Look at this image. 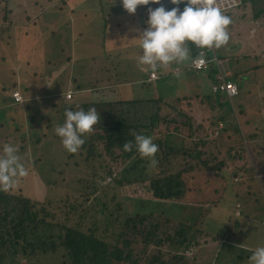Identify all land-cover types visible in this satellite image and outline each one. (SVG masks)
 Returning a JSON list of instances; mask_svg holds the SVG:
<instances>
[{
	"label": "rangeland",
	"instance_id": "obj_1",
	"mask_svg": "<svg viewBox=\"0 0 264 264\" xmlns=\"http://www.w3.org/2000/svg\"><path fill=\"white\" fill-rule=\"evenodd\" d=\"M4 1L7 2V5L5 7L6 10L0 11V25H3L5 29L9 28L7 29L9 32L16 30L15 32L17 33H23V31L20 30L22 28L18 26L15 27V25H17L18 22H23L20 18L24 16V12L19 8H23L24 4L27 9L31 8L30 10H26L25 13L28 17V22L32 21V19H30L32 14L42 5V8L44 7L48 10L44 12V15L39 17L38 20L33 21L34 25H41L43 18L44 20L49 19V17L51 18L54 14L59 18H57V28L44 32L43 35L46 39L42 41L41 39L30 41L26 39L24 42L23 34L21 36H17L16 33L12 35L15 41H17V39L21 40L20 44L15 46L17 51H14V53L19 56L17 60H20V63H16L15 57L12 59L5 57L7 54L10 56V53L14 50V46L12 47L10 43H6L5 35L8 34H4V31L1 29L3 35H0V138L9 136L7 137L9 139L5 140H7L8 143L16 144L18 153L22 158V163H24L27 170V174L20 178L17 184L7 191L15 196L28 198L31 201L37 202L39 205L45 206L47 214L50 215L46 218L47 222L59 223L67 215L71 218L70 221H74L76 219L75 215H77L81 208L92 206L91 208L95 210L99 208L100 203L102 204V209L104 205H107L109 208H114L117 203V207L121 211L129 209L124 195L120 193L122 188L115 186L114 183L109 184L110 181L107 182V177L104 176V162L100 159V161H92L90 165L88 162H82L83 158L81 159L82 161L77 160L74 153H67L64 150L59 138L54 134V128L57 124L62 123L64 119L63 106H73L75 100H78V97L72 98L69 102H63L60 101V96H57L54 98L55 100L52 106H49V102L44 101L47 99L46 95L50 91L49 87H51V92L54 94L60 91L64 95L65 92L69 91L65 88L66 79L64 80L65 77L62 73L60 75L62 78L60 79V83H58L59 73L57 69L62 70L61 67H64V65L62 66L61 63L63 60L70 58L71 47L69 37H71L70 34L73 33L71 32L73 18L79 20V23L77 22L75 24L76 27L84 31L85 16L92 17L91 20L88 18L86 19V26L89 22L94 25V32L104 33L103 36L108 35V37H110L108 31H105L103 28V20L106 19V15L102 16L99 12L101 10L99 6H103L102 12L108 15L110 22H112L114 18L121 20L118 31L114 37L121 42L122 48L131 54L134 51V42H138V40L135 39L138 37L135 33L136 22L134 20V14L130 15L125 12L124 15H113L115 12H112V8L123 11L120 0H1V2ZM160 3L164 6L177 7L181 10L184 7V3L173 5L169 3V0H160ZM59 4L62 9H60ZM73 5H75V7ZM71 10L74 11L70 14ZM135 14L138 13L136 12ZM236 25L237 23L234 22L232 26L234 29H232V31L228 28L229 37L232 38V41L237 35H240V37L244 36L239 33H237V35L234 33L236 31L238 32L239 28L242 29L241 24L238 27H236ZM84 32H86V30ZM87 33L89 34V31H87ZM28 35L30 36L31 33ZM88 36L94 41V37ZM13 39H11V43ZM78 40H76V42ZM238 41L239 40L234 41L233 46L226 44L224 50L222 46L219 49L213 50L211 59L204 57L205 60L216 59L217 56L215 52L218 50L221 55L225 53V55L230 58V63L232 65L234 64V58L240 60V67L242 69H244V67L251 68L254 64L261 63V59L258 58V56H251L250 53L252 49H250L251 46H249V44L248 48L243 45L241 41L239 44ZM82 42L87 43L88 41L82 38ZM127 42L128 44L125 45ZM227 43L231 42L228 41ZM235 43H238V45ZM24 47L28 50L26 55H24ZM136 48L137 46H135V50ZM241 50L249 52L250 55H243ZM93 52H96V50L94 49ZM3 59H5V61H2ZM11 61L13 62L11 66H16L15 70L8 65ZM107 61L108 60L105 59L98 67L104 68V66L110 65V60ZM220 61L221 60L218 59L217 62L222 64ZM25 63H27L28 66L27 70L24 71V75L28 79L34 80H31L33 83L31 81H26L28 82L27 87H31V90H34V92H31L30 89L28 91L29 109L26 111L21 110L23 109V104H19V107H22L21 109L18 106L12 107L9 97L7 96L13 90V81L23 76L20 71L22 70L21 67L24 70V66H26ZM222 67L225 66L222 65L221 68ZM82 69V66L79 64H70L69 74H74L75 80L80 84L82 83L84 88H87L86 83L89 79H85L86 74H84L85 72H81ZM13 70L15 71L14 73ZM256 74L257 75L252 74L248 80L241 81L243 88L241 91H238V96L236 95L229 99H227L224 94H210L211 85L209 86V84L212 80L207 77V74L204 76L199 74L197 76L202 85L200 88L201 97L207 98L203 100L201 106L200 103L195 105L197 116L193 124H197V127L202 126L201 130H203L195 131L194 134H191L192 138L186 137V139L183 140V145L186 144V149L192 151L194 146L191 142L197 143L202 141L203 144H199L197 150L200 149L204 151L205 155L207 152V155L216 156L215 160L222 161L223 164L220 169L215 170L217 175H219V178L216 179H213L211 172H208L207 175H202L201 173L204 172L203 167L200 168L203 170L200 171L201 173L199 171L196 172L195 175L197 176L193 180L187 178V175L182 174L185 183L189 184L187 186L189 189L195 186H197L196 188L198 189V192L195 193L197 194L196 196L190 194L194 192H190V198L187 199V195V197L184 198L185 203H182L181 207H186L187 211L184 214L181 213V211L176 213V215H179V219L183 218L185 215L186 218L184 220L188 219L189 225H192L196 229H200V234H197L196 237L193 238L191 245L177 252L188 258L189 264H248L247 258L251 254V251L256 246L264 244V102L260 104L261 109L259 108V100L257 99V95L260 94V92H257L259 87L261 91L264 90V72L263 70H257ZM70 75L69 78L72 79ZM38 78L43 80L46 84L40 85L36 83L35 86L34 83ZM158 78L157 75V79ZM18 88L23 96L22 87L19 85ZM178 89V86L172 84V80H160L156 83L142 84V91L139 95L142 100L140 101L141 109L142 107L148 108L152 105L147 103L143 104V101L150 99L154 93H159L161 98L167 97L159 101L168 102V106H171V102L174 101L171 96H173L172 94L178 91ZM80 90L83 89L81 88ZM189 92L191 93V91ZM86 94V91H81L79 96H84ZM168 96L172 98L173 101H166L169 100ZM35 97L38 98V100H33ZM91 101L92 99L88 100V102ZM173 104L177 105L175 103ZM155 105L157 104L153 103V107H155ZM200 107L203 111L199 114L197 109ZM177 108L181 109L179 106H176V109ZM35 110H37V115L34 116ZM73 110H76V108ZM149 111L151 112L153 109L151 108ZM183 112L185 115L187 114L185 110H183ZM188 112L189 115H196L195 111L192 112L190 110ZM166 113L169 112L164 110L161 114L164 116ZM176 122L177 123H168L167 121L163 123L164 126H162V128L171 131L176 127L180 130L179 133L186 130L187 125L184 124V121L179 119L178 116H176ZM195 127L192 128L194 129ZM261 129L263 130L260 131ZM236 130L238 131L236 132ZM157 132L158 131L155 133ZM33 133H37L38 137H45V135L48 137L46 139H41L38 145H36ZM173 136L176 137L174 140L182 141L181 135L173 134ZM158 138L163 139L164 136L161 135ZM187 143H190V145L188 146ZM83 155L85 159V153ZM177 159L174 160L171 156L169 162L164 165L167 168L173 167L171 173H178V169L186 167L182 158L179 160ZM200 159L201 161L205 160L206 156L203 158L202 154ZM194 161L198 162L199 160ZM217 161L215 162L217 163ZM146 163L147 162L143 164V166H146V170L143 169L142 173L135 171L132 175L142 177L143 179L147 176L157 177L159 176L157 172H162L164 169V167L161 166L162 168L160 167L156 170L155 166L150 163L145 165ZM199 176L202 178L208 177V183L204 185L199 184L197 182ZM213 180L220 181L221 183ZM248 184H250V186L247 187ZM215 189L221 192H213ZM222 189H224V191ZM141 190L142 194L140 195L146 197V199L157 200V196L154 195L155 193L153 191ZM235 200H241L242 205H240V207L243 210L241 209L242 211L239 216L236 215L238 208ZM154 204L155 203L152 204V207ZM69 205L75 208H69ZM156 207L161 210V203H158ZM181 207H179L180 210L182 209ZM166 211L169 212L170 208L167 207ZM233 212L236 217H239L238 219L241 224L240 229H243V234H238L237 230H235ZM251 217L252 219L250 220L249 218ZM161 218L160 216H156L155 219L161 220ZM70 221H67L68 225L71 224ZM160 223V225H163V222ZM222 230L229 232V237L230 231L234 233L236 240L239 242H241V240L246 243L248 242L247 245L250 246V248L241 243V245L235 244L234 246L238 250L246 249L248 253L241 254L242 252H240L236 254V257L229 258L227 254L229 250L223 248V244H221V242L224 241V236L227 235L224 232L225 234L222 236ZM160 249L164 253H167L170 252L171 248L168 243H165ZM40 252V250L37 251V255H39ZM52 257L44 256L41 258L42 262L40 264H48L56 259ZM35 260V258L29 260L24 254L18 253L13 263L4 260L3 264H35Z\"/></svg>",
	"mask_w": 264,
	"mask_h": 264
},
{
	"label": "trees",
	"instance_id": "obj_2",
	"mask_svg": "<svg viewBox=\"0 0 264 264\" xmlns=\"http://www.w3.org/2000/svg\"><path fill=\"white\" fill-rule=\"evenodd\" d=\"M6 5V1L1 2L0 0V11H3ZM59 7L62 9L60 4ZM234 9L233 12L231 10L226 14L232 20L228 26L230 31L234 29L232 27L234 22L237 23L236 27L240 24L242 25V29L239 28L238 32H234L236 35L237 33L242 35L247 33L253 26L252 23H258L261 28L264 27V0H241V4ZM41 16L42 14L36 15V17L31 16L33 17L30 18L32 21L28 22L24 21L28 19L24 14V17L20 18L23 22H18L15 27L18 26L22 28L20 29L21 31L32 33L39 26V24L34 25L33 21L38 20ZM1 29L4 34H8L9 40H6V43H10L12 47L14 46L9 59L18 58L19 56L14 51H17L15 46L20 44L21 40L17 39L15 41L12 35L16 33L17 36H21L22 33H17L15 32L16 30L9 32L7 30L9 28L5 29L3 25H0V35H3ZM239 37L240 35H237V37L233 38V41L229 37L230 46H233L234 41L241 38ZM11 39H13L12 43ZM97 60L100 64L101 60L98 57ZM2 61H5V59ZM67 61L68 59L63 60L61 65L63 66ZM12 63L11 61L8 65L15 70L16 66H11ZM261 67L264 68V66ZM14 70L13 73L15 72ZM57 70L61 71L60 69ZM214 72L213 67L209 71L206 70L207 77L212 80V83H217L216 79H214ZM238 79L236 86L238 91H241L243 88L241 81L244 80L243 77ZM19 85L23 87L25 82L13 81L12 83L14 88ZM257 92H260L257 95V99L259 100V108H261L260 104L264 102V90L261 91L259 88ZM205 98L207 97H200L199 103L203 104ZM89 99H92V101L88 102ZM194 99L198 100V97L196 96ZM227 99L229 98L227 97ZM192 100L191 97H183L181 101H178L186 106H190L191 101L192 106ZM158 101L156 100V102ZM28 104L25 105L26 110L29 109ZM67 107V105L63 106L64 111ZM78 107L85 110L88 107H94L99 115V120L94 126V130L86 134L85 142L81 148L74 153L76 159L81 160L83 158V161H81L84 163L88 162L90 165L92 161H100L101 159L105 164L104 176L110 179V182H107L109 184L114 183L115 186L122 188L120 193L124 195L129 209L121 211L117 207L118 203L114 208L104 205L102 209V204L100 203L99 208L95 210L91 208L92 206L81 208L75 215L76 219L74 221H70L71 218L67 215L59 223L47 222L46 218L50 215L47 214L45 206L0 189V264H3L4 260L13 263L18 253L24 254L29 260L35 258V264H40L42 262L41 258L44 256L56 258L52 257L54 260L48 264H189L188 258L177 252L188 248L193 238L200 234V229L189 225L188 219L184 220L186 218L185 215L179 219V215H176V213L181 211L184 214L187 211L186 207H181V204L185 203L184 198L187 196V199L190 198V192H194L190 194L196 196L197 194L195 193L198 192V189L196 188L197 186L189 189L187 187L189 184L185 183L182 174L193 180L197 176L195 175L196 172L204 170L205 173L200 172L202 175H207L208 172H211L213 179H216L219 178V175H217L215 170L220 169L223 164L222 161L215 160L216 156L207 155V152L205 155L204 151L197 150L199 144H203L202 141L192 143L189 140L194 146V151L186 149V144L183 145V140L186 137L192 138L190 131L192 124L190 122L194 117L182 116L181 113H175L171 117H164L165 115L161 114L164 111L159 104L155 105V107H153V104L148 108L142 107L143 110H140L138 104L133 101L109 100L103 102L88 94L80 96L78 100H75L74 105L68 108L73 110ZM151 108L153 111L150 112ZM35 115H37V110H35ZM176 116L179 119L180 117L183 118L181 120L187 125L186 130L182 133H179L180 130L176 127L171 130L179 135L183 134L181 136L182 141L174 140L176 137L173 136V132L169 135L168 132L170 131L162 128L164 121L177 123ZM197 128L196 131L203 130H201L202 126ZM156 131L158 132L155 133ZM33 134L36 145L41 139L48 137L45 135V137L41 136V138L40 136L38 137L37 133ZM135 134L152 137L153 142L157 145V152L154 154L157 163L154 166L156 170L163 166V171L165 172H157L159 176H147L145 179L132 175L135 171L142 173L143 169L146 170V166H143V164L145 162H147L145 165L150 163L149 158L141 157L135 151V148L128 152L122 149V144L126 141H132ZM161 135L164 136L163 139L158 138ZM187 144L188 146L190 145V143ZM202 154L203 158L206 156V159L201 161L200 156ZM171 156L174 160L182 158L186 167L178 169V173H171L173 167L167 168L164 166L169 162ZM202 167L204 168L203 170L200 169ZM197 182L204 185L208 183V177L202 178L199 176ZM217 182L221 183L220 181ZM141 189L153 191L154 195L157 196V200L146 199V197L140 195L142 194ZM222 190L224 191V189ZM213 192L219 193L221 191L215 189ZM236 202L237 211L240 215L243 210L239 204L241 200ZM153 203L155 204L152 207ZM158 203H161V210L156 207ZM167 207L170 208L169 212L166 211ZM179 207L182 209L180 210ZM69 208L74 209L75 207L69 205ZM156 216L162 217L161 220H156ZM238 218L234 219L235 230H237L238 234H243ZM251 218L249 219L251 220ZM67 221H70L71 224L68 225ZM160 222H163V225H160ZM231 234L234 236V233ZM241 242L243 241L241 240ZM165 243L170 245V252L164 253L161 251L160 247ZM39 250L41 252L37 255Z\"/></svg>",
	"mask_w": 264,
	"mask_h": 264
},
{
	"label": "crops",
	"instance_id": "obj_3",
	"mask_svg": "<svg viewBox=\"0 0 264 264\" xmlns=\"http://www.w3.org/2000/svg\"><path fill=\"white\" fill-rule=\"evenodd\" d=\"M20 1V0H19ZM24 1V0H22ZM151 4V3H150ZM138 5V8H136L134 14V20H135V33L136 36L138 37L140 35V33L144 30V28L146 27L145 21L147 19V9L148 8H155L159 5L157 4H151V5ZM43 6V5H42ZM42 6L40 8L37 9V11L34 12V14H32L33 17H36V15L38 14H42L44 15V12H46V9ZM75 7V5H73ZM164 6V5H163ZM100 7V14H102V16L106 15V19L103 20L104 22V29L105 31H108V33L110 34V37L107 36H103L102 33L99 32H94V25L90 24L88 22L87 26H86V19H92V17H86L85 16V24H84V31L86 30V32H84L83 30H81L80 28L76 27V23H79V20H75L73 18V22L71 24V32H73L72 34H70L71 37L70 38V58L68 59V61L66 62V64H64V67H62L61 71H58L59 73V78H58V83H60V79L62 78L61 73L64 75V80L66 81V89L67 90H72L73 95L72 98L75 97H80L79 95L81 94V91H86L87 94H90V96L98 99V100H102V101H109V100H118V101H133L136 102L138 104V108L141 110V103L140 101V94L142 91V84H149V83H156L160 80H172V84H174V86H178L179 89L178 91H176L175 93H173L171 96L173 98H170L169 96V100L166 101H173V103L177 104L183 97H191V99H193L192 101V106H191V101H190V106H186V105H182L180 102L177 105H174L172 102L171 106H168V102H164V101H158L156 102V100H163L167 97H163L161 98L159 93H154V95L150 98V99H146L143 101V104H159L162 107V110H167L164 117H169L172 116L174 113H182V116H191L192 118L194 117V119H196L195 117L197 116L196 113V109H195V105L199 103V99L201 97L200 91H201V83L199 81V78H197V76L199 74H202L203 76L206 74V70H211V68H214V79H216V77L221 74L224 75L225 80L230 81L232 83H235V85H237L236 81L237 79L240 77H243V80H248L250 79L249 77L252 74H256L257 70H263L264 72V68L261 66H264V27L261 28V26L258 23H252L253 26H251V28L248 30L247 33L244 34L243 37H241L240 39H238V43L240 44V41L242 42L243 45L248 47L251 46L250 49H252L251 51V56H258V58L261 59V63L259 64H254L251 68L249 67H244V69H242L240 67V60L235 59L234 58V64L232 65L230 62V58L227 57L225 55V53H222V55L219 53L218 50H216V62L211 61L210 63H208V66L206 69H201V70H195L192 68L191 63L194 60V58L197 57V50L195 48V46L189 45L190 48V55L189 58L181 63H171L167 66H162L156 70H154V72L157 73L158 75V79L156 81H152L149 82L148 81V73L149 72H153V70L148 69L146 66H142L138 63V55H139V41L138 42H134L135 46H137L136 50H135V46H134V51L129 54V52H127L124 48H122L121 46V42L118 41V39H116L115 34L118 31V28L120 26V21L118 18H114L112 22H110V18L108 17L107 14H105L103 11V6H99ZM166 9H170L172 7H167L166 5L164 6ZM57 8V6H56ZM55 8V9H56ZM22 12H24V14L26 13V10H30L31 8H26L25 4L23 8H19ZM235 9L232 10V12ZM74 10H71L70 14L73 12ZM112 12L113 15H124L125 14V10L120 11L117 8H112ZM138 14H135V13ZM143 12V13H142ZM142 13V14H141ZM54 14V13H53ZM130 14V15H133ZM226 14V13H225ZM27 16V15H25ZM24 17V16H22ZM31 17V18H33ZM58 17L54 14L51 16V19H46L42 21V24L36 27L35 30H33V32L31 33V35L29 36L28 32L23 31V38H24V42L26 39L30 40H36V39H41L44 40L46 39L43 35L44 32L49 31L50 29L53 28H57L58 26ZM109 18V19H108ZM57 19V20H56ZM118 19V20H117ZM141 19V20H140ZM27 21V20H24ZM87 31H89V34L87 33ZM94 36H93V34ZM107 33V34H108ZM94 37V41H92L91 38H89V36ZM6 40H9V38L7 37V35H5ZM80 38V39H79ZM82 38L86 39L88 42L87 43H83L82 42ZM79 39V40H78ZM76 40H78L76 42ZM238 43L236 45H238ZM128 42L125 44L127 45ZM228 45H230V43H227ZM242 47V46H241ZM249 48V47H248ZM94 49L96 50V52H93ZM215 49H219V48H213L211 49L212 51L209 52L206 57L211 59V53H213V50ZM222 49H225V45L222 46ZM24 55H26L27 51L26 48L24 47ZM241 53L243 55L249 54V52H245L243 50H241ZM249 54V55H250ZM9 59V54H7L6 56ZM105 61L106 60H110V65L108 66H104V68H99L98 65V60ZM18 58H16L15 60L20 63V60H17ZM218 59H220L222 62V64H219L217 61ZM107 61V62H108ZM26 66H24V70L21 67V74L23 76L18 77V79L16 80L17 82H25V85L22 87V93H23V99L24 102L23 104V109H21L19 107V105H16L11 97V93H9L7 96L9 97V100L11 102L12 107L14 106H18L21 110H25L26 111V104L28 103L29 99L27 97V95L29 94V89L31 90V87H27L26 85H28V82L26 81H31L33 79H28L25 75H24V71L27 70V66L28 64L25 63ZM70 64H79L82 66V73L85 72V79H89L87 84V88H84L82 86V83L80 84L79 82H77L75 80V75H70ZM68 65V66H66ZM220 65V66H219ZM224 65L225 67L221 66ZM227 66V67H226ZM57 71V70H56ZM66 73V74H65ZM80 73V74H82ZM68 74V75H67ZM16 75V74H15ZM49 75V74H48ZM69 75L72 76V80L71 78H69ZM34 78V77H32ZM233 79V80H232ZM72 80V81H71ZM217 80V79H216ZM236 80V81H235ZM239 80V79H238ZM34 81V80H33ZM32 82V81H31ZM81 82V81H80ZM33 83V82H32ZM36 83H39L40 85H45L46 83L39 79L37 81H35L34 85L36 86ZM63 83V82H61ZM212 81L209 84L212 85ZM82 86V87H81ZM191 87V88H190ZM29 88V89H28ZM39 88V87H38ZM51 87H49V92L47 93L46 97L47 99L44 102H49V106H52L53 101L55 100L54 98H56L57 96H60V101L63 102H69V100H65L64 99V95L62 92H56L55 94L51 92ZM83 90H80V89ZM260 88V87H259ZM13 90L18 89V87L16 86L15 88H12ZM40 89V88H39ZM12 90V91H13ZM210 90H211V86H210ZM11 91V92H12ZM191 91V93L189 92ZM31 92H34V90L32 89ZM37 92V91H35ZM212 94V93H210ZM22 95V94H21ZM44 95V96H45ZM198 97L197 99H194L195 97ZM200 96V97H199ZM225 96V95H224ZM175 98V99H174ZM33 100H38V98H33ZM52 100V101H51ZM71 100V99H70ZM178 101V102H177ZM202 104H200L201 106ZM25 106V108H24ZM174 108H173V107ZM176 106H179V108L181 109H176ZM184 107V109H183ZM183 110H185L187 112V114L185 115V113L183 112ZM195 111L196 115L194 116V114L189 115L188 111ZM175 111V112H174ZM178 111V112H176ZM203 109L200 107L199 109H197V112L200 114V112H202ZM180 119H183L180 117ZM194 119L191 120V124L192 127H195L194 129L192 128L190 131L192 134L195 133L196 128H197V124H193ZM164 123H166V121H164ZM203 124V123H202ZM200 129V128H197ZM173 131L168 132V134L170 135V133ZM172 134H177L175 132H173ZM179 135V134H178ZM180 136V135H179ZM183 136V134L181 135ZM9 136H4V138H0V143H8L7 140L5 139H9L7 138ZM199 138V137H198ZM195 140V139H194ZM237 203V202H236ZM240 205H242L239 202ZM234 214V219H236L235 213ZM236 215L238 216V211L236 212ZM252 219V218H251ZM234 223V222H233ZM222 236L223 234H227L224 236V241L221 242V244H223V248H227L229 250L228 256L229 258H234L236 257L238 253L242 252L241 254H246L248 253L246 251V249L243 250H238L236 249L234 246L235 244H243L244 246L250 248V246L247 245L246 242H239L238 240H236V236L232 235L231 231H230V237L228 236L229 232H225L224 230H222ZM225 232V233H224ZM221 235V234H220ZM227 238V239H226ZM232 240V241H231ZM234 243V245H233ZM241 243V244H240ZM226 244V245H225Z\"/></svg>",
	"mask_w": 264,
	"mask_h": 264
},
{
	"label": "clouds",
	"instance_id": "obj_4",
	"mask_svg": "<svg viewBox=\"0 0 264 264\" xmlns=\"http://www.w3.org/2000/svg\"><path fill=\"white\" fill-rule=\"evenodd\" d=\"M120 3L128 14H133L138 5H159L147 9L146 27L135 38L139 41L140 49L138 63L153 72L162 66L187 60L189 45L207 50L220 48L229 40L228 26L232 20L216 0H169L173 5L184 3L182 10L177 7L166 9L160 0H120ZM203 62L201 52L200 63ZM63 115V122L57 124L54 134L67 153H76L84 144L86 134L94 130L99 115L94 107L86 110L80 107L76 110L66 108ZM121 147L125 152L135 148L141 157L149 158L151 165L157 163L154 158L157 145L151 136L135 134L132 141L124 142ZM26 174L16 144H0V189H11ZM247 260L248 264H264V244L256 246Z\"/></svg>",
	"mask_w": 264,
	"mask_h": 264
},
{
	"label": "built area",
	"instance_id": "obj_5",
	"mask_svg": "<svg viewBox=\"0 0 264 264\" xmlns=\"http://www.w3.org/2000/svg\"><path fill=\"white\" fill-rule=\"evenodd\" d=\"M216 3L222 7L225 13H227L233 10L234 8H237L241 4V0H216ZM196 50H197V57L194 58V60L191 63V66L193 69L195 70L206 69L208 66V63H210L211 61L216 62V59L205 60L204 58L209 52L212 51L211 49L201 50V49L196 48ZM201 52H203V60H204L203 63H200ZM156 79H157V74L155 72L149 73V77H148L149 81L150 80L154 81ZM216 79H217L216 80L217 83H213L211 85V91L213 94H217V95L224 94L228 98H232L238 94L237 86L234 83L225 80L224 75L219 74L216 77ZM72 95H73L72 91L69 90L65 92L64 99L70 100L72 99ZM11 97L15 103L22 104V102H24V99L21 93L19 92V89L13 90L11 93Z\"/></svg>",
	"mask_w": 264,
	"mask_h": 264
}]
</instances>
